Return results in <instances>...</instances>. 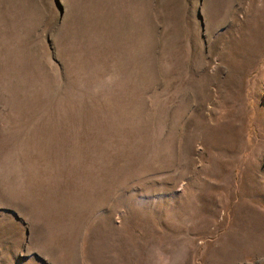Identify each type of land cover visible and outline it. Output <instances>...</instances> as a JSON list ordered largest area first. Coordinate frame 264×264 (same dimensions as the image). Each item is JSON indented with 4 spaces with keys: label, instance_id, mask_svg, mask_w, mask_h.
<instances>
[{
    "label": "rangeland",
    "instance_id": "1",
    "mask_svg": "<svg viewBox=\"0 0 264 264\" xmlns=\"http://www.w3.org/2000/svg\"><path fill=\"white\" fill-rule=\"evenodd\" d=\"M0 264H264V0H0Z\"/></svg>",
    "mask_w": 264,
    "mask_h": 264
}]
</instances>
